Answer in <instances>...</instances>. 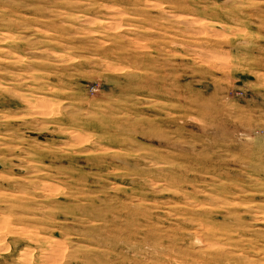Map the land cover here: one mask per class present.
<instances>
[{"label":"rangeland","instance_id":"374dc122","mask_svg":"<svg viewBox=\"0 0 264 264\" xmlns=\"http://www.w3.org/2000/svg\"><path fill=\"white\" fill-rule=\"evenodd\" d=\"M0 264H264V0H0Z\"/></svg>","mask_w":264,"mask_h":264}]
</instances>
